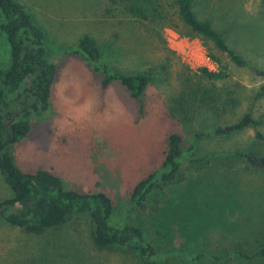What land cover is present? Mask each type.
Here are the masks:
<instances>
[{
    "label": "rangeland",
    "instance_id": "374dc122",
    "mask_svg": "<svg viewBox=\"0 0 264 264\" xmlns=\"http://www.w3.org/2000/svg\"><path fill=\"white\" fill-rule=\"evenodd\" d=\"M18 1L47 31L48 52L58 64L49 110L33 120L27 136L10 146L22 170L50 169L70 188L107 192L116 205L115 218L141 225L156 245L161 264H214L210 257L196 256L224 253L238 242L254 248L257 239L264 240V172L227 156L228 151L252 144L254 130L196 137L247 111L255 116L264 112V97L255 98L264 75L252 71L264 69L263 0H196L199 15L210 18L250 62L251 67H240L223 57L230 66L224 80L201 76L204 62L189 59L168 39L175 33L195 40L209 55L199 37L162 26L157 18L138 20L113 0ZM154 1L146 2L148 10ZM3 20L0 10V23ZM85 31L103 46L104 60L112 68L123 72L155 68L143 110L118 81L103 88V74L79 54L64 52ZM9 55L6 34L0 30V69L8 66ZM230 96L238 103L220 116L215 107L223 108ZM173 132L183 135L185 148L197 142L206 154L226 155L201 170L185 162L184 178L165 193L160 191L165 203L159 210H130L133 188L160 167ZM260 148L264 150V144ZM11 195L0 173V199ZM152 203L156 205V200ZM0 264L143 263L134 252L95 247L86 216L43 234L28 233L0 216ZM222 264H264V259L246 261L232 254Z\"/></svg>",
    "mask_w": 264,
    "mask_h": 264
},
{
    "label": "trees",
    "instance_id": "16d2710c",
    "mask_svg": "<svg viewBox=\"0 0 264 264\" xmlns=\"http://www.w3.org/2000/svg\"><path fill=\"white\" fill-rule=\"evenodd\" d=\"M113 1L138 20L153 22L157 18L162 26H172L185 36L199 37L209 56L218 64L217 70L201 67L203 77L212 80L228 78L230 66L223 58L225 56L237 66L251 67L248 58L229 44L226 33L210 18L199 15L196 0H155L151 3H155L152 10H148L146 4L149 0ZM0 10L4 18L0 30L6 34L10 46L9 64L0 69V173L12 190L11 196L0 199V216L10 225L32 234H43L66 225L76 216H86L91 221L92 239L98 249H123L136 253L143 264H161L157 247L143 227L133 221L115 218L116 205L107 192L70 188L50 169L25 171L15 163L10 146L27 136L33 120L49 110L58 64L49 55L47 31L36 23L33 14L21 2L0 0ZM64 52L79 54L96 72L103 74V88L118 81L143 110L144 97L154 79L155 68L131 72L112 68L104 60L103 46L89 31L80 36L73 48ZM252 71L264 75V69L253 67ZM263 97L264 84L255 98ZM237 103V97L230 96L223 108H215L220 116H224ZM247 128L254 130V142L246 148L228 151L227 156H235L248 168L264 172V150L260 148L264 144V112L255 116L251 110L247 111L234 121L220 123L208 132H198L196 137H228ZM183 142V135L179 132L168 136L162 164L137 182L131 193L130 210H159L165 203L160 191L165 193L169 185L184 178L185 162L201 170L215 157L226 155L223 152L206 154L199 149L197 142L185 148ZM154 200L156 205L152 203ZM257 243L254 248H248L238 242L232 250L210 256L200 253L196 259L210 257L214 264L226 262L232 254L246 261L264 259V240L257 239ZM217 260L220 262L216 263Z\"/></svg>",
    "mask_w": 264,
    "mask_h": 264
},
{
    "label": "built area",
    "instance_id": "2783aa9c",
    "mask_svg": "<svg viewBox=\"0 0 264 264\" xmlns=\"http://www.w3.org/2000/svg\"><path fill=\"white\" fill-rule=\"evenodd\" d=\"M169 41H172L175 43L177 50L181 51L184 50V54L191 60H202L204 62V67L209 68L210 70H217L218 64L215 60H213L209 55H206L202 52V50L196 46L195 40L181 37L179 35H176L175 33L171 34L169 36ZM204 59L207 60L204 61ZM212 59V60H211Z\"/></svg>",
    "mask_w": 264,
    "mask_h": 264
}]
</instances>
